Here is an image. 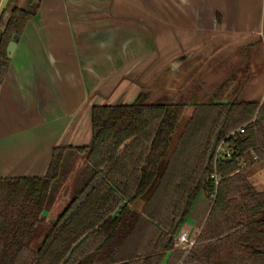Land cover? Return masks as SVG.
<instances>
[{
  "label": "trees",
  "instance_id": "16d2710c",
  "mask_svg": "<svg viewBox=\"0 0 264 264\" xmlns=\"http://www.w3.org/2000/svg\"><path fill=\"white\" fill-rule=\"evenodd\" d=\"M32 16L30 9H9L0 31V80L9 63L6 45ZM225 85L192 101L140 211L131 204L157 175L184 109L142 102V92L130 103L92 105L91 140L76 147L90 177L33 248L27 240L43 220L64 147L53 148L43 176L0 178V264H264V190L242 165L264 157V103L240 101L243 83L222 100ZM215 135L232 149L229 158L208 157ZM200 193L210 202L204 222L190 248H175L174 236Z\"/></svg>",
  "mask_w": 264,
  "mask_h": 264
},
{
  "label": "crops",
  "instance_id": "0c3cea01",
  "mask_svg": "<svg viewBox=\"0 0 264 264\" xmlns=\"http://www.w3.org/2000/svg\"><path fill=\"white\" fill-rule=\"evenodd\" d=\"M31 6L0 80V178L43 176L57 146L64 147L61 170L91 140L92 105L130 103L148 83L156 82V92L159 80L208 84L228 74L231 89L246 64L241 100L264 103V0H35ZM247 167L252 185L264 190V157L249 159ZM77 170L66 171L54 192L58 177L53 181L43 220L54 222L75 195ZM197 198L179 228L189 239L210 207Z\"/></svg>",
  "mask_w": 264,
  "mask_h": 264
},
{
  "label": "rangeland",
  "instance_id": "374dc122",
  "mask_svg": "<svg viewBox=\"0 0 264 264\" xmlns=\"http://www.w3.org/2000/svg\"><path fill=\"white\" fill-rule=\"evenodd\" d=\"M33 1H35V0H8V1L7 0H0V11L3 7H6V6L8 7V9H10L13 6L22 7L24 9H31V7H32L31 3ZM3 22H4V20L1 21V26H2ZM227 75H225L223 78H221L220 81L218 80L219 82L218 81L214 82L213 80H211L212 77L207 78V80H205V81H209L208 84L206 82H203L204 80H168L167 82H165L164 80H159V83L161 85L158 86V88L156 89V92H155L156 82H152L150 85H149V83L146 85H142V91H141L142 97L145 95L146 98L141 97L140 101H145L147 103L154 102V101H166V102H171V103L184 104V109H183L181 119L179 120L174 132L171 135V140L169 143V149L167 151V156L170 153V151L172 150L174 143H175L179 133L181 132V129H182V127H183V125H184V123H185V121H186V119H187V117H188V115L192 109V106L190 104L191 101H195V100L199 99L205 93L212 91V90H215L221 83H225L224 79L227 77ZM239 76H241L240 82H245L244 79H246V77H248V68H247L246 64H244V66L239 71ZM202 84H203V86H202ZM203 87L205 89H203ZM149 90H154L153 91L154 93L150 94V92H152V91H149ZM239 99H247V98H245V96L241 93L239 95ZM165 159H166V156L161 161L159 170L163 166ZM82 162H84V164L87 165L86 160H85V156L81 153L78 154L77 158L73 157V156L70 157V160H68L67 163H65V165L62 166L60 173L58 175V178L55 180V182L52 185V186H54V189H52L53 192H54V190L55 191L57 190V188L55 189V186L57 184H62L63 182L65 183L66 179H68L66 176H64V173H66V171H68L67 175H70L71 171H76L78 169L77 173L75 175V178H74L75 182H73V185L77 183V185H76L77 190L79 187H81L87 181V179L89 178V175H90V170H87V169L85 170V167L84 168L82 167ZM247 173H248V170H247ZM157 180H158V177L155 178V181L153 182L152 186H154V184H156ZM200 195L201 196H199L197 198V201L203 200V202H205L206 197L204 196V194L201 193ZM140 200H141V197L136 199V201L132 204V206L135 209H137L140 206L138 204ZM142 200H143V198H142ZM51 225H52V222L48 219L41 220L40 222H38L35 225L32 234L30 235V237L27 240V245L29 247H32V248L35 245H37L42 240L44 233L49 229V227Z\"/></svg>",
  "mask_w": 264,
  "mask_h": 264
},
{
  "label": "water",
  "instance_id": "95a60500",
  "mask_svg": "<svg viewBox=\"0 0 264 264\" xmlns=\"http://www.w3.org/2000/svg\"><path fill=\"white\" fill-rule=\"evenodd\" d=\"M37 2H38V0H37ZM32 11V10H31ZM16 40H17V35H13L12 36V38L8 41V43H7V45H6V56H7V58L8 59H10L11 58V56H12V54H13V51H14V48H15V45H16ZM205 94H209V93H205ZM203 96V95H202ZM201 96V97H202ZM143 98H144V96H143ZM239 99V98H238ZM240 101H242L241 99H239ZM142 102H145V101H142ZM119 103H122V102H120V100H117L115 103H105V104H110V105H112V104H119ZM190 104H192V101H191V103ZM192 111H193V107H192V109H191V111H190V113H189V115H188V117H187V119H186V121H185V123H184V125H183V127H182V129H181V132L179 133V135H178V137H177V139H176V141H175V143H174V146H173V148H172V150L170 151V153L168 154V156H167V151H168V149H169V146H168V148H167V150H166V153H165V155H164V157H163V159L165 158V156H166V159H165V162H164V164H163V166L161 167V169L159 170V168H160V163H161V161L163 160H161L160 161V163H159V165H158V170H157V175L155 176V178H157L158 177V180H157V182H156V184H154V186H152L153 185V182L155 181V178H154V180L152 181V183L150 184V186L146 189V191L140 196L141 197V200H142V198H143V200L141 201H139V207L136 209L137 211H140L141 210V208H142V205H143V203L150 197V195L153 193V191H154V189L156 188V186H157V184H158V181H159V177H160V175L162 174V172H163V170H164V168H165V166H166V163H167V160H168V158L170 157V155H171V153L173 152V150H174V148H175V146H176V143H177V140H178V138L180 137V135H181V133L183 132V129H184V127H185V125H186V123L188 122V120H189V118H190V116H191V114H192ZM182 116V115H181ZM180 119H181V117H180ZM179 119V120H180ZM179 120H178V122H179ZM178 122H177V124H178ZM177 124H176V126H177ZM176 126H175V128H176ZM175 128H174V130H175ZM174 130H173V132H174ZM172 132V133H173ZM172 135V134H171ZM218 135H215V137H214V139H213V142H212V144H211V147H210V150H209V153H208V157L209 158H211L212 157V155H213V153H214V150H215V148H216V145H217V142H218ZM170 140H171V136H170ZM169 143H170V141H169ZM138 199V198H137ZM136 201V200H135ZM134 201V202H135ZM133 202V203H134ZM132 203V204H133ZM68 204V203H67ZM67 204H66V206H67ZM132 204H131V207L132 208H134L133 206H132ZM65 206V207H66ZM64 207V208H65ZM64 208L61 210V212L64 210ZM135 209V208H134ZM61 212H59L58 214H57V216L61 213Z\"/></svg>",
  "mask_w": 264,
  "mask_h": 264
},
{
  "label": "built area",
  "instance_id": "2783aa9c",
  "mask_svg": "<svg viewBox=\"0 0 264 264\" xmlns=\"http://www.w3.org/2000/svg\"><path fill=\"white\" fill-rule=\"evenodd\" d=\"M238 132H243V128H239ZM234 134V132H233ZM232 152V149L228 148L223 140H219L217 142L216 148L214 150V158H229L230 154ZM257 156H252V160H256ZM249 164V160H244L242 162V165H248ZM212 178H215L214 175H211ZM194 239H189V237H187L186 232L184 231H180L179 234H177L176 237V244L179 248L187 250L188 248H190V246L193 244Z\"/></svg>",
  "mask_w": 264,
  "mask_h": 264
},
{
  "label": "flooded vegetation",
  "instance_id": "af4514ba",
  "mask_svg": "<svg viewBox=\"0 0 264 264\" xmlns=\"http://www.w3.org/2000/svg\"><path fill=\"white\" fill-rule=\"evenodd\" d=\"M8 1V0H7ZM8 11H9V9H8V7L6 6V7H3L2 9H1V11H0V31L2 30V28H3V25H4V22H5V20H6V18H7V16H8ZM4 18V19H3ZM2 20H4V22H3V24H2V26H1V21ZM241 78V77H240ZM240 78H238V82L236 83V84H238V83H243V82H240ZM233 80H225V83H226V85H225V90H224V92H223V94L226 92V91H229L228 93H226V95H227V98H229V96L231 95V93L233 92V89L235 88V85H233L232 87H231V89H230V87H229V85L231 84V82H232ZM136 98V97H135ZM134 98V99H135ZM160 102H166V101H160ZM91 110V109H90ZM89 170H90V168H89ZM89 177H90V175H89ZM89 179V178H88ZM87 179V180H88ZM86 183V182H85ZM84 183V184H85ZM83 184V185H84ZM82 185V186H83ZM81 186V187H82ZM80 187V188H81ZM79 188V189H80ZM78 191V190H77ZM136 210V209H135ZM184 222V221H183ZM182 222V223H183ZM181 223V224H182ZM181 226V225H180ZM180 226H179V228H180ZM179 230L177 231V233L175 234V236H174V240H173V242H174V247L175 248H179L178 246H177V244H176V237H177V234H179ZM161 264H165V261H163Z\"/></svg>",
  "mask_w": 264,
  "mask_h": 264
}]
</instances>
